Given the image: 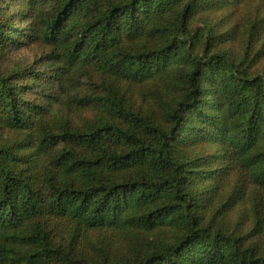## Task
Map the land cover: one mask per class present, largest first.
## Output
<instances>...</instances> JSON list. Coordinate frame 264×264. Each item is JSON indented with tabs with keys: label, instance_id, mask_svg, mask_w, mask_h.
<instances>
[{
	"label": "trees",
	"instance_id": "16d2710c",
	"mask_svg": "<svg viewBox=\"0 0 264 264\" xmlns=\"http://www.w3.org/2000/svg\"><path fill=\"white\" fill-rule=\"evenodd\" d=\"M32 38L48 76L0 66V264H264V0H0V57Z\"/></svg>",
	"mask_w": 264,
	"mask_h": 264
},
{
	"label": "rangeland",
	"instance_id": "374dc122",
	"mask_svg": "<svg viewBox=\"0 0 264 264\" xmlns=\"http://www.w3.org/2000/svg\"><path fill=\"white\" fill-rule=\"evenodd\" d=\"M18 25L22 26L23 24L22 22H19ZM47 48L48 47L46 45L36 38H32L29 43L19 48L6 47L3 55L0 57V66L7 70L16 65L27 66L32 64L34 69H36L39 73L44 74L46 77L51 72L49 61L44 57L47 54ZM261 64H264V59ZM79 77L81 81L80 84L72 90L65 92V94H62L61 91L56 90L54 87V94L60 99L63 98V105L60 107L58 105L56 109L58 114L68 116L73 119L88 118L94 114L95 110L92 108L75 110L74 107H70L67 104V101L70 100L71 96L95 92L97 89L96 85L99 79L98 75L95 73H80ZM54 105L56 106L57 103Z\"/></svg>",
	"mask_w": 264,
	"mask_h": 264
}]
</instances>
